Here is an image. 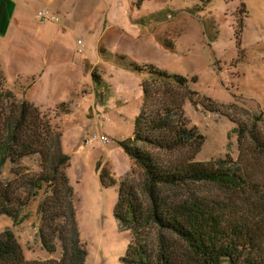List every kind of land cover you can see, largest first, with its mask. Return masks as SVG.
<instances>
[{"label":"rangeland","instance_id":"374dc122","mask_svg":"<svg viewBox=\"0 0 264 264\" xmlns=\"http://www.w3.org/2000/svg\"><path fill=\"white\" fill-rule=\"evenodd\" d=\"M131 63L195 79L183 111L204 140L196 161H236L237 125L243 148H252V133L264 140V0H0V96L10 91L36 107L70 157L64 171L83 264H122L136 246L114 218L119 184L143 197V170L119 145L132 137L142 103L145 74ZM4 97L0 113L10 106ZM245 160L263 174L264 158ZM21 164L39 171L37 156ZM190 192L227 198L214 185ZM40 200L22 209L21 221L0 216V233H13L27 263L55 264L62 250L56 242L49 252L39 237Z\"/></svg>","mask_w":264,"mask_h":264},{"label":"trees","instance_id":"16d2710c","mask_svg":"<svg viewBox=\"0 0 264 264\" xmlns=\"http://www.w3.org/2000/svg\"><path fill=\"white\" fill-rule=\"evenodd\" d=\"M129 68L145 74L142 103L132 137L119 145L143 170L144 179L143 197L132 185L119 184L114 218L133 233L136 244L121 263L264 264V172L245 160L246 153L264 158L263 137L252 133V148H243L246 131L237 125L242 153L236 161H196L204 140L188 127L183 111L185 101L196 95L195 79L152 66L140 69L131 63ZM5 97L10 106L0 113V216L21 221L22 209L41 196L37 212L43 246L54 252L55 243L60 244L55 264H83L73 189L64 171L70 157L36 107L15 102L10 91ZM32 156L38 157V172L21 164ZM7 164L10 179L2 180ZM199 184L214 185L227 198L190 192ZM0 264L37 263L24 261L20 245L6 230L0 233Z\"/></svg>","mask_w":264,"mask_h":264},{"label":"built area","instance_id":"2783aa9c","mask_svg":"<svg viewBox=\"0 0 264 264\" xmlns=\"http://www.w3.org/2000/svg\"><path fill=\"white\" fill-rule=\"evenodd\" d=\"M39 17H40V18H45V19L48 18V12H47V11H45V12H40V13H39ZM51 20L54 21L55 19H54V18H51ZM79 45H80V48H79L78 52L81 53V51H82V50H81V47H82L81 42H79ZM103 141L106 142L107 139H104Z\"/></svg>","mask_w":264,"mask_h":264}]
</instances>
